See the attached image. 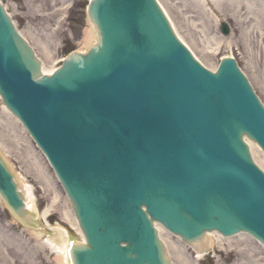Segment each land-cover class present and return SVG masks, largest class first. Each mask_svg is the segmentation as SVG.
Wrapping results in <instances>:
<instances>
[{"label":"water","instance_id":"1","mask_svg":"<svg viewBox=\"0 0 264 264\" xmlns=\"http://www.w3.org/2000/svg\"><path fill=\"white\" fill-rule=\"evenodd\" d=\"M87 13L97 44L45 76L0 6V95L85 236L69 263L170 264L153 222L195 249L214 230L264 244V174L242 141L264 152V108L235 61L204 69L155 0H92ZM0 197L31 222L1 153Z\"/></svg>","mask_w":264,"mask_h":264},{"label":"rangeland","instance_id":"2","mask_svg":"<svg viewBox=\"0 0 264 264\" xmlns=\"http://www.w3.org/2000/svg\"><path fill=\"white\" fill-rule=\"evenodd\" d=\"M58 1L59 4L55 5L54 2L48 4L43 1L0 0L18 32L34 49L46 73L59 67L69 51L85 50L82 43L84 31L91 26L86 14L89 0ZM156 1L167 13L176 35L202 65L215 70L222 58L233 56L264 105V11L258 3L253 2L251 10H248L243 0H237L236 4L225 0H219L217 4L211 0ZM199 3H202L201 10L197 8ZM202 11L208 20L202 17ZM221 22L229 25L228 36L221 34ZM5 110L0 100V150L9 159L24 186L30 190V200L36 212V226L32 230L34 233H45L41 235L42 238L35 239L14 220L0 201V264H54L59 252L46 241H50L51 236L60 229L75 241H81L82 235L67 197L44 155L21 124L9 113L8 116ZM253 145L251 150L254 162L264 171V155ZM33 167H39L47 174L52 188L40 182ZM54 193L57 196L56 205L50 209L47 218L42 220L41 213L55 200ZM243 236L255 256L264 259V248L259 243L249 236L238 235L230 240L233 243L223 242L220 247L217 244L218 237H215L212 252L200 260H204L205 264H247L242 261L243 254L239 252L245 243L237 242ZM172 237L171 240L167 237L161 240L172 264H176V253L171 245L176 243L183 249L184 244ZM185 248L191 261L199 264L190 248Z\"/></svg>","mask_w":264,"mask_h":264},{"label":"bare ground","instance_id":"3","mask_svg":"<svg viewBox=\"0 0 264 264\" xmlns=\"http://www.w3.org/2000/svg\"><path fill=\"white\" fill-rule=\"evenodd\" d=\"M36 1H38V2L39 1H43L44 3H48V4L50 2H54L55 5L59 4L58 0H30V2H32V3L36 2ZM211 1H214V4H217V2L219 0H211ZM225 1L230 2V3H234V4L237 3V0H225ZM253 2L258 3L260 9L264 11V2H259L258 0H243V3L245 4V6L247 7L248 10H251ZM202 3L201 4L199 3V5H197V8L199 10H201ZM217 7L220 8V5L218 4ZM164 12H165V10H164ZM201 15L206 20H208L206 14L203 11L201 12ZM263 15H264V13H263ZM174 30H175V28H174ZM95 40H96V34H95L93 28L90 26L89 28H87L84 31V38H83V41H82L84 49L87 50L88 48H90L91 45L95 42ZM182 42H184V41L182 40ZM42 72L44 74H48V75L50 74V73H46L43 69H42ZM5 112L9 116V114H8V112L6 110H5ZM11 120H13V118H11ZM248 145H249L250 151L252 153L251 149H252V147L254 145L251 144V143H248ZM252 155H253V153H252ZM31 166H33V165L31 164ZM33 169L35 170V173L38 174L40 182L46 184L47 187H51L52 188V183L50 182V178L47 176V174L44 173L43 170L40 169L39 167H36V168L33 167ZM24 185L25 184H23V186ZM24 187H25V192H26L27 197H28V203L26 202V206H27L28 209L34 211L35 209H34L32 203H31V200H30V190L28 188H26V186H24ZM46 191L49 192V189L47 188ZM54 195H55V193H54ZM56 197L57 196L55 195L54 196L55 200L52 201L51 205L49 207L45 208L42 211V213H41L42 220H44L48 216L50 209H52L56 205ZM155 227L158 229V232H159V235H160L161 239H163V238L166 239V237H167L169 240H171L172 235L170 233L166 232L158 224H155ZM50 229H51V227H50ZM26 230L35 239L42 238L41 235L43 233H45L44 231H39V233L38 232L34 233V231L32 229H26ZM163 231H165L167 234L166 233L165 234L162 233ZM78 232H79V230H78ZM79 233H80V236H81L82 235L81 232H79ZM170 235H171V237H170ZM208 236H209L208 240L210 241L209 249H211L212 247L215 246V239H216L215 237H218L217 238V244L219 245V247H220V243H223V242H226L227 244L233 243V241H230V240H233L234 238H236V237H232V238H228V239L227 238L226 239H222V237H220L219 235L214 234V233H210ZM239 238L241 240H238L237 242L245 243V245L243 247H241V249H239V252L243 254V256L241 257L242 261L247 262V264H264V259L259 257V256H255V253L252 251V249H250L249 244H248V240L246 239V237L244 238V236H243V237H239ZM81 239L84 241L83 236H81ZM69 241H70V238L67 237V233L64 232L61 229L57 230L51 236V240L50 241H46V243L52 244L51 247L56 248V250L59 252L58 256L55 258L54 264H69L68 256H67V247L69 246ZM168 243L170 245V241ZM171 247L173 248V252L176 253V259H177L176 264H178V263L179 264H194L191 261V258L189 257L188 253H186V248H185L184 245L182 246L183 249H181L178 246V244H176V243H172ZM183 252H185V253H183ZM200 257H201L200 255H197V258H200ZM240 264H242V263H240Z\"/></svg>","mask_w":264,"mask_h":264}]
</instances>
